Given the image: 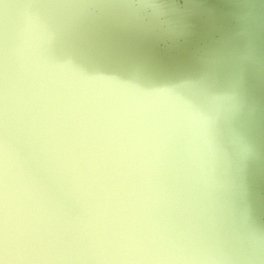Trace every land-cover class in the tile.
Here are the masks:
<instances>
[{
  "label": "clouds",
  "instance_id": "obj_1",
  "mask_svg": "<svg viewBox=\"0 0 264 264\" xmlns=\"http://www.w3.org/2000/svg\"><path fill=\"white\" fill-rule=\"evenodd\" d=\"M198 7L0 0V264H264V42Z\"/></svg>",
  "mask_w": 264,
  "mask_h": 264
},
{
  "label": "rangeland",
  "instance_id": "obj_2",
  "mask_svg": "<svg viewBox=\"0 0 264 264\" xmlns=\"http://www.w3.org/2000/svg\"><path fill=\"white\" fill-rule=\"evenodd\" d=\"M218 1L223 2L222 9H218ZM193 2L198 4L199 7L195 10L192 18V31L186 41V49L195 50L216 44L222 38L231 36L237 28L244 26L248 22L254 25L258 39L264 42V15L259 14L257 18L254 11L246 8H243L245 10L244 14L236 11L231 12L227 9H234L236 6L233 4H238L241 8V5L245 4H248V7H252L251 5L256 4L258 0L252 1L250 4L247 0H193ZM248 13H251L250 21L246 19ZM230 15L236 16L237 25L231 26ZM214 31L218 32V37H215Z\"/></svg>",
  "mask_w": 264,
  "mask_h": 264
},
{
  "label": "water",
  "instance_id": "obj_3",
  "mask_svg": "<svg viewBox=\"0 0 264 264\" xmlns=\"http://www.w3.org/2000/svg\"><path fill=\"white\" fill-rule=\"evenodd\" d=\"M252 1H255V0H247V2L250 4V3H252ZM219 2V1H218ZM219 6V8L218 9H222L223 8V2L222 1H220L219 2V4H218ZM234 6H236L234 9H231V8H227V9H229V11H236V12H241V13H243V12H245V10L243 9V8H246V9H248V10H252V11H254L255 12V17H257L258 18V15L259 14H261V15H264V0H258V2L256 3V4H252L251 6L252 7H248V4H245V5H241L242 6V8L241 7H239L238 6V4L237 5H235V4H233ZM225 9V8H224ZM233 13H235V12H233ZM236 14V13H235ZM244 14V13H243ZM231 20V22H230V24H231V26H235V25H237V21H236V16L235 15H230V19H229V21ZM257 28H258V26H257ZM213 34H215V37H218V32L217 31H214L213 32Z\"/></svg>",
  "mask_w": 264,
  "mask_h": 264
}]
</instances>
